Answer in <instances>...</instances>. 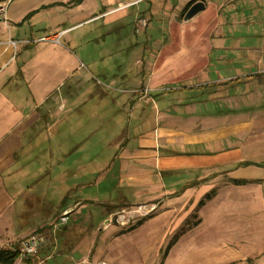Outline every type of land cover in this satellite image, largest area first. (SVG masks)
Wrapping results in <instances>:
<instances>
[{"label":"crops","instance_id":"obj_1","mask_svg":"<svg viewBox=\"0 0 264 264\" xmlns=\"http://www.w3.org/2000/svg\"><path fill=\"white\" fill-rule=\"evenodd\" d=\"M193 1L197 0L187 5ZM204 3L202 11H210L205 26L200 20L208 12L188 21L182 12L181 21L174 22L177 15L167 12L172 7L169 0L9 2L7 21L0 23V240L22 241L40 230L49 240L25 263L50 264L56 252L48 223L64 210L70 211L68 217H74L75 224L68 218L58 230L62 242L57 255L72 260L83 242L80 234L91 223L92 235L84 240L100 237L105 246L111 244L113 255L108 258L119 261L122 242L141 226L120 231L109 225L104 230L103 222L113 211L104 213L103 206L160 200L170 210L169 202L192 195L197 186L207 192L220 179L226 182L219 191L255 187L256 215L264 218V15L254 31L259 42L249 43L239 36L226 45L220 38L229 37L233 30L226 36L219 28L231 25L232 15L223 19L220 1ZM120 4L130 6L120 8ZM132 8L135 35L131 32L130 38L147 32L150 21L163 9L171 36L179 32L191 41L174 49L161 42L156 49V39L145 36L150 45L139 53L137 63L142 69L133 88L147 93L127 95L111 79L112 86H105L114 92L111 96L93 84L94 68L104 71L100 63L108 54L109 38L112 52L123 50L121 22ZM139 18L147 19L145 28L139 26ZM246 32L252 35L250 27ZM59 33V43L39 40ZM9 39L18 41L16 47ZM209 52H219L213 62L216 77L210 81L211 64L204 60ZM190 55L197 56L196 63L189 61ZM195 68L203 76L199 85L220 87L212 100L150 94L185 79ZM99 87L103 92L97 91ZM53 173L60 178L57 187ZM235 178L253 181L234 184ZM92 184L99 189L103 185L105 192L93 199L71 200L74 191ZM51 187H61L59 202L51 197L55 189ZM85 209L89 214L81 215ZM257 252L243 259L264 264V249Z\"/></svg>","mask_w":264,"mask_h":264},{"label":"rangeland","instance_id":"obj_2","mask_svg":"<svg viewBox=\"0 0 264 264\" xmlns=\"http://www.w3.org/2000/svg\"><path fill=\"white\" fill-rule=\"evenodd\" d=\"M205 1L208 3L212 1L216 2V0ZM217 1L223 3L221 5V15L223 16V19L225 20L227 18L229 20L231 15L233 17L232 21L229 20V23L232 22L233 25L221 24L219 28L220 34L224 33L226 36H228V31L233 30V33L229 37L221 36L220 38L222 41H225L226 45L235 42L239 36H241L242 39H246L249 43L259 42L260 39L254 34V31H258L260 28L259 25H261L259 18L264 15V0ZM188 2L189 0H169L172 7L169 5L170 10L167 12H170L171 14L173 13L174 17L177 15V20H173L174 22L180 20L181 13L183 12V9L186 8L185 6ZM132 9V14L123 18L121 22L122 27L119 35L123 38V50L121 51L123 53L119 51L117 53L112 52L113 47L111 46V38H109V43L107 44L108 54L100 63V66H104L105 69L101 72V69L94 68L95 80H92L93 84L104 88V90L109 93L108 95L111 96H114V92L105 87L107 85L112 86L111 79L116 80L119 89L125 88L127 95H129L130 92V94L133 93L130 89L135 86L134 84L140 76V69H142V65H138L137 60L141 58L139 54L141 53V49L150 45V40H147L148 36L156 39V49L160 47L159 44L161 42H167L165 48L174 49L181 46H187L191 41L189 39L185 41L179 32L178 34L177 32H174L177 37L171 36L170 31L168 30V22L166 24L164 22L163 13L165 10L163 9H161L159 14L154 16L150 21L151 23L147 32L138 33L137 36H132L133 39L130 38L129 35H131V32L133 33L135 25V8ZM205 12L208 13L206 14V17L200 20L203 21L201 26H205L209 23V9L207 11H202L195 16V18H197ZM195 18L190 21H194ZM242 19L246 22L248 20L249 22H245L244 24L240 21ZM248 27L251 29V36L246 34V29ZM199 32L196 33L199 34ZM119 35H117V38ZM133 35L135 34L133 33ZM151 48L153 49V46H151ZM224 53L226 56H229L228 52L224 51ZM218 55L219 52H209L205 56L206 58L204 60L207 61L208 59L211 64L209 66L210 72L207 75V78L211 79L208 81L213 80L216 77L213 75L215 70L213 62L216 61L215 57ZM194 56L195 55L189 56V61H192V63H196L195 59H197V56ZM189 61L183 60V62ZM199 71V69L195 68L184 77L185 79L162 86L150 94L154 97L165 94L169 97L183 96L197 99H204L207 97L208 100H212V98L218 95L221 89L219 86L206 83L199 85L203 81V76ZM97 81L101 84L97 85ZM100 87L97 88V91L100 90L103 92V89ZM233 87L234 85L229 87L228 91L230 92ZM222 91L225 92L227 90ZM212 110H215V108H212ZM58 165V163L53 165V168ZM52 178L54 186L57 187L59 185V176H56V174L53 173ZM224 182H226V180L221 179L212 182L214 185L210 190L216 191V196L211 200H207L201 206L198 202L203 199L210 190L204 192L199 189V186H197L198 190L192 192V195H186L182 199L169 202L170 204L167 205V208L170 210H166L165 206L162 207L163 201L160 200H155L150 203L135 204L134 206L125 203L117 204L112 207L108 205L103 206L105 209L104 213L113 211L107 218L106 222H103L102 228L104 230L109 225L118 226V229H121L120 231L127 230L131 226H136L139 221H142V224H139L136 228L139 226L141 227L133 234L126 236V241L122 242L124 243L121 249L122 259L119 261L110 260L108 258L109 255H113L110 248L111 244L108 243L105 246V244L101 243L102 239L100 237H97L98 239L88 238L89 241H86L87 239L84 240L86 235H92V224L90 223L87 232L84 230V233L80 234L82 237L81 241L83 242H81L82 244L79 246L80 248H78L77 251L75 250L76 252H73L72 260L70 259V256H67L66 258L64 255L60 256L56 254L58 252L57 249L60 248V243L62 242L59 239V234H57L60 228L52 232V247L56 253H53V259H51L49 263L250 264L254 259H243L244 256L260 254L257 251L264 249V218L256 215L254 206V201L259 197L258 191L255 187L250 188V186L241 189L240 187L224 188L219 191ZM55 187H51V189H54ZM218 191L220 192L219 196H217L219 193ZM104 192L105 188L103 185H101L100 189L94 184L87 185L86 189H78L74 191V198L70 199L75 201V198H78V196L93 199L97 196H101ZM62 194L63 191L61 187L51 190V197H54L55 201L58 200L59 202ZM256 201V203L259 204L258 200ZM58 202L55 203L58 205ZM86 214H89L88 209L83 210L81 215ZM61 215L62 214H56L53 218L57 219ZM68 222H70L71 225L75 224L74 217L71 218V216H69ZM36 233L42 234L43 232L40 230L33 234ZM184 235H187V237L182 238ZM81 237H79V239ZM180 238L182 239L180 240ZM45 240L46 243L49 241L47 237ZM22 241L7 242L2 240L0 246L4 248H14L20 246ZM229 241H233V244H229ZM248 247H250L251 251H249ZM70 249L71 248H65L63 251H69ZM166 249H168V253ZM34 256L28 258L20 257L15 264H23Z\"/></svg>","mask_w":264,"mask_h":264},{"label":"built area","instance_id":"obj_3","mask_svg":"<svg viewBox=\"0 0 264 264\" xmlns=\"http://www.w3.org/2000/svg\"><path fill=\"white\" fill-rule=\"evenodd\" d=\"M11 0H2L0 2V23H6L7 21V7H8V4ZM130 4H133V3H130ZM130 4H120V8L122 7H128L130 6ZM138 23L139 26L141 28H145V26H147V19L145 18H139L138 20ZM60 33L59 35L57 36H45L44 38H40L39 40H48V41H52V42H55V43H59L60 42ZM14 47H16L18 41H15V40H11L9 39L8 40ZM133 92H142L144 94L147 93V89H143V90H140V89H134L132 90ZM147 212H150V211H147ZM70 211H67V210H64V213L57 219H54V220H50V222L48 223L49 227L52 228L53 232L57 229H59L62 225H64V223H66L68 221V215H69ZM46 237L44 234H31L29 236H27L26 238L23 239L21 245L19 246L20 248V257H31V256H34V255H37L36 253L40 250V248L46 243ZM1 242V241H0ZM0 248H4L2 246H0ZM100 264H106L105 262L104 263H100Z\"/></svg>","mask_w":264,"mask_h":264},{"label":"trees","instance_id":"obj_4","mask_svg":"<svg viewBox=\"0 0 264 264\" xmlns=\"http://www.w3.org/2000/svg\"><path fill=\"white\" fill-rule=\"evenodd\" d=\"M2 0H0L1 2ZM194 2V1H193ZM190 4V3H189ZM188 4V5H189ZM187 5V6H188ZM187 6L186 9L183 11L182 15H184V13L187 10ZM248 164V163H246ZM249 181H253V180H246V179H232V182L234 184H245V183H249ZM216 191L214 190H210L207 192V194L203 197V199H201L198 204L201 206L203 205L207 200H211L212 198H214L216 196ZM128 205V204H127ZM142 221H139L138 224H136V226H131L130 228H128L126 231H131L136 229V227L141 223ZM198 224V223H197ZM196 224V225H197ZM184 232V231H183ZM169 248V247H168ZM168 249H166L167 251ZM168 253V251H167ZM20 248L19 246H16L14 248H0V264H15L16 261L20 258Z\"/></svg>","mask_w":264,"mask_h":264},{"label":"water","instance_id":"obj_5","mask_svg":"<svg viewBox=\"0 0 264 264\" xmlns=\"http://www.w3.org/2000/svg\"><path fill=\"white\" fill-rule=\"evenodd\" d=\"M205 9L204 0H197L190 3L187 6V10L183 16L184 20L188 21V19L192 18L193 16L197 15L198 13L202 12Z\"/></svg>","mask_w":264,"mask_h":264}]
</instances>
